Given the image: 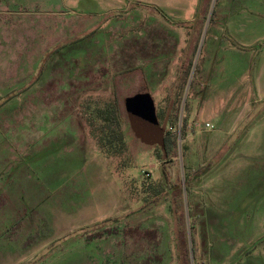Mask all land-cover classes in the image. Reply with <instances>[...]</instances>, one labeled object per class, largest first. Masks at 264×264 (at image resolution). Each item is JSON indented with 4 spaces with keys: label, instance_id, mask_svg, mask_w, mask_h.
Returning a JSON list of instances; mask_svg holds the SVG:
<instances>
[{
    "label": "rangeland",
    "instance_id": "1",
    "mask_svg": "<svg viewBox=\"0 0 264 264\" xmlns=\"http://www.w3.org/2000/svg\"><path fill=\"white\" fill-rule=\"evenodd\" d=\"M139 92L166 156L132 127ZM114 98L129 152L111 161L87 118ZM10 142L0 264H264V0H0Z\"/></svg>",
    "mask_w": 264,
    "mask_h": 264
},
{
    "label": "trees",
    "instance_id": "2",
    "mask_svg": "<svg viewBox=\"0 0 264 264\" xmlns=\"http://www.w3.org/2000/svg\"><path fill=\"white\" fill-rule=\"evenodd\" d=\"M58 50L57 48L56 51ZM198 67L199 64H197ZM87 124L98 148L109 160L114 161L127 157L126 154L129 152L128 143L122 128L120 105L117 99H109L102 106H97L88 116ZM163 138L164 144L160 149L164 152V156H166L172 151L176 138H174L170 131L167 133L165 131ZM134 230L130 236L144 238L150 242H156L159 238V231L156 228H140V226H137ZM106 232L112 231L106 229ZM95 235L103 236L104 234L98 233ZM159 260L160 257L155 256L154 261L158 262Z\"/></svg>",
    "mask_w": 264,
    "mask_h": 264
},
{
    "label": "water",
    "instance_id": "3",
    "mask_svg": "<svg viewBox=\"0 0 264 264\" xmlns=\"http://www.w3.org/2000/svg\"><path fill=\"white\" fill-rule=\"evenodd\" d=\"M132 127L141 133L148 132L152 144H164V130L159 124L155 101L150 92H139L125 99Z\"/></svg>",
    "mask_w": 264,
    "mask_h": 264
},
{
    "label": "crops",
    "instance_id": "4",
    "mask_svg": "<svg viewBox=\"0 0 264 264\" xmlns=\"http://www.w3.org/2000/svg\"><path fill=\"white\" fill-rule=\"evenodd\" d=\"M91 30V29H89ZM24 148L22 149V152L23 154L27 157L29 156L28 154V149H26V146H23ZM11 142L9 144H6L5 143V150H3L1 153H0V164L2 165V163L4 162L5 165L7 166L8 165H11V160H12V153H10L11 151ZM7 150L9 151V155L7 156ZM7 159L9 161H7ZM2 168H0L1 170ZM2 172H5V170H1L0 171V189H3L4 185H9V184H12L14 183V179H13V176H12V172H11V169L8 171V172H5L4 173V177L1 176ZM0 211H1V208H0Z\"/></svg>",
    "mask_w": 264,
    "mask_h": 264
},
{
    "label": "built area",
    "instance_id": "5",
    "mask_svg": "<svg viewBox=\"0 0 264 264\" xmlns=\"http://www.w3.org/2000/svg\"><path fill=\"white\" fill-rule=\"evenodd\" d=\"M206 126L211 127L212 125L210 123H207Z\"/></svg>",
    "mask_w": 264,
    "mask_h": 264
}]
</instances>
